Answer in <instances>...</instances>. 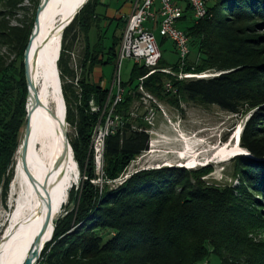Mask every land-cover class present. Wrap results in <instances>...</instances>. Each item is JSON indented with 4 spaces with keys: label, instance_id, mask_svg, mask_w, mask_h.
Segmentation results:
<instances>
[{
    "label": "trees",
    "instance_id": "1",
    "mask_svg": "<svg viewBox=\"0 0 264 264\" xmlns=\"http://www.w3.org/2000/svg\"><path fill=\"white\" fill-rule=\"evenodd\" d=\"M24 0H0V197L6 199L12 180L11 167L26 125L27 86L23 67L34 18L21 27L9 19ZM38 6L40 0H30ZM98 0H90L65 31L58 60L62 81L76 79L69 68L67 39L83 35L85 41L78 81L80 93L64 84L67 122L76 127L70 139L74 159L86 178L70 191L69 207L59 219L52 242L39 264H206L211 256L220 264H264V215L258 213L264 197V0H210L208 16L187 29L190 55L183 69L170 65L162 56L161 70L144 79V89L154 96L185 97L191 102L217 106L231 114L255 111L248 121L241 147L255 159L237 157L234 161L241 186L237 189L209 185L203 178L209 168L187 171L161 169L138 172L117 187L93 183L98 180L90 152L91 136L100 113L91 112L90 103L103 107L109 90L92 80L96 67L111 66L117 57L119 38L110 47L101 41L92 44L89 32L94 26ZM191 15L186 9L182 21ZM181 21V22H182ZM76 27L79 32L76 33ZM165 41V40H164ZM211 78H186L178 75ZM148 70L135 65L130 80L123 83L125 97L117 111L124 118L121 134L106 140L104 172L107 182L121 174L141 154L148 151L149 135L134 130L130 109L139 97L140 79ZM170 82L176 94L168 93ZM76 102L75 112L72 103Z\"/></svg>",
    "mask_w": 264,
    "mask_h": 264
},
{
    "label": "rangeland",
    "instance_id": "2",
    "mask_svg": "<svg viewBox=\"0 0 264 264\" xmlns=\"http://www.w3.org/2000/svg\"><path fill=\"white\" fill-rule=\"evenodd\" d=\"M119 4H131V0H116ZM37 5L30 0H24L23 3L16 9L15 14L9 19L10 26L21 27L22 23L30 22L36 14ZM3 11V7H0V12ZM194 20L192 16H189L186 20L182 21L178 28L183 31H187L188 28L193 27ZM76 33L79 32L78 27L75 28ZM158 42L161 46V51L163 58L170 65H174L178 62V55L174 49V44L170 40H166L163 43L162 37L159 31L154 32ZM260 34L264 36V27L260 31ZM69 56V68L76 73V79L72 80L66 79L61 80V86L63 91L64 84H72L74 90L77 94L80 93L78 87V81L82 79V70L80 68L81 62L83 60L85 41L83 35H80L77 39H74L73 34L69 35L67 39ZM191 63H198V54L193 52L190 55ZM132 68V62L125 61L122 70L123 81H128L130 78ZM114 70L112 67H107L105 69V79L106 86L111 87L113 82ZM206 78H211L216 76L214 73H206ZM191 76V75H189ZM197 77V76H193ZM203 78V77H198ZM144 92L139 93V97L134 96L132 106L130 109V116L134 127L145 128L143 117L149 108H153L155 113L154 125L149 126V148L148 151L141 154L136 160H134L129 167L121 174L120 178L114 182H107L104 178V166L102 174L97 175L98 180L94 181L96 185L103 187L108 184L112 187H117L122 185L126 180L131 178L138 172L148 171V170H161V169H185L187 171L198 170L203 168H209L210 174L203 178L209 185L218 187H230L232 189L240 188L241 177L236 176L235 172V159L237 157H246L250 159H255L250 155H239L235 156L229 161L219 162L215 160L214 156L218 152L219 148H224L229 146L232 148L234 145V135L241 128L240 136V146L241 137L243 131L250 120V117L255 111L242 112L240 114H231L226 111L221 110L217 106H207L200 102L188 101L185 97L181 96L179 99L174 98L172 95L169 96H154L148 93L144 87ZM149 98V99H148ZM65 101V99H64ZM66 105V115H67V104ZM96 105V104H95ZM98 106V105H97ZM76 102L72 103V110L75 112ZM90 108L92 105L90 103ZM24 127L21 131V137L23 134ZM76 127L68 123V133L69 139H74L77 136ZM184 139V140H183ZM188 139V140H187ZM188 144H187V143ZM155 145L157 152L151 154L152 146ZM191 147V149L189 147ZM193 147V149H192ZM190 149L199 153L198 166L190 169L179 160L178 153ZM242 148V147H241ZM250 154V153H249ZM17 153L15 155L16 159ZM15 159L14 165L11 167V173L13 175L12 180L9 184L6 199H3V192L0 197V237L3 228L8 220V215L11 212L12 206V193H11V183L14 178L15 170ZM264 161V160H263ZM217 163V164H216ZM167 165V166H165ZM170 165V166H169ZM79 169V167H78ZM80 178L75 183L73 187L77 188L80 186L81 181L86 178L81 174L79 169ZM72 187V188H73ZM254 199L258 200V213L264 215V197L262 194H253ZM70 201V200H69ZM70 207V202L61 209L60 219L66 214L67 209ZM264 235V232H263ZM206 264H220L219 260L211 256Z\"/></svg>",
    "mask_w": 264,
    "mask_h": 264
},
{
    "label": "bare ground",
    "instance_id": "3",
    "mask_svg": "<svg viewBox=\"0 0 264 264\" xmlns=\"http://www.w3.org/2000/svg\"><path fill=\"white\" fill-rule=\"evenodd\" d=\"M80 1L50 0L42 22V33L36 40L35 47L38 48L46 37L57 29L62 21L71 15ZM50 38L48 46L45 47L41 54L40 69L36 78L41 98L48 105V108L53 113L60 114L61 119L64 121V108L60 96V82L57 78L56 69L58 66L57 59L60 58L62 48L60 46L61 37L56 34L50 36ZM161 59L158 58L156 60V67H159ZM197 77L206 78L207 75ZM189 78H193V76H189ZM36 115L37 125L31 139L29 164L35 176L44 179L62 151L61 137L59 134L60 124L42 108L37 110ZM240 136L241 128L234 135L233 147L229 148V146H225L224 148H219L214 159L219 160V162H225L235 156L250 155L246 149L241 148ZM189 148L191 149V147ZM154 149L155 145L153 144L152 151L149 153H156L157 151ZM190 149L186 148V150L179 152L178 158L184 165L193 169L199 165L198 158L200 155L195 152L196 150L190 151ZM14 170L15 174L11 183L13 197L11 212L8 215L7 223L0 237V241L3 237H8L9 242L0 248V264L27 263L28 256L35 247L49 211L47 201L51 198L52 219L59 218L61 209L70 202V191L72 187L80 178L78 164L72 154L69 159L65 160L61 169L51 177L47 191L39 188V192H37L32 184L29 183L27 176L22 171L18 156L15 159ZM52 233L53 225L51 223L44 239H49Z\"/></svg>",
    "mask_w": 264,
    "mask_h": 264
},
{
    "label": "built area",
    "instance_id": "4",
    "mask_svg": "<svg viewBox=\"0 0 264 264\" xmlns=\"http://www.w3.org/2000/svg\"><path fill=\"white\" fill-rule=\"evenodd\" d=\"M209 1L137 0L132 6L131 15L123 30L113 82L107 100L103 107L91 102V112L101 114L93 129L90 144V152L94 158L97 175L102 174L103 171L106 140L111 136L121 134L124 128V118L117 111L125 97L122 80L123 63L132 61L148 70L147 76L140 79V92H144L142 83L148 76L156 72L174 75L170 70H161L156 67V60L163 56L160 43L154 34V31H159L163 40H170L174 44L179 58V68L183 69L190 55V37L186 31L178 28V25L185 17L187 8L190 9L195 25L204 20L208 16ZM177 77L182 80L189 78V75L180 73ZM165 89L168 93L176 94V90L170 82L165 84ZM154 120V110L148 108L143 117L146 127H134V130L149 135L148 127L154 125Z\"/></svg>",
    "mask_w": 264,
    "mask_h": 264
},
{
    "label": "water",
    "instance_id": "5",
    "mask_svg": "<svg viewBox=\"0 0 264 264\" xmlns=\"http://www.w3.org/2000/svg\"><path fill=\"white\" fill-rule=\"evenodd\" d=\"M89 2L90 0H81L74 9V11L71 13V15L67 17L64 21H62L58 25L57 29H55L50 35H48L46 39L43 41V43L40 44L39 47L37 48L35 47V42L41 36L42 27H43L42 22L45 17L46 9L50 3V0H40L36 9L33 28L31 30V34L26 49L24 51L23 67H24V74H25V80L27 86V104H26L27 117H26V125L23 130L21 143L17 152V156L19 158V163L21 165L24 175L27 176L29 183L32 184V186L35 188L37 192H39L38 191L39 188L44 191H47V186L49 184L51 177L61 169L65 160L69 159L71 154L74 158L73 149L69 139L68 122L66 119V105L64 101L58 66L56 69H57V78L60 82V90H61L60 96L64 108V115H63L64 121L61 119L60 114L53 113V111L48 108V105L44 102V100L41 98L40 95V90L36 76L40 69L41 54L45 49V47L48 46L51 39L50 36L58 34L61 37L60 46H62V38L65 31L75 21L77 16L81 13V11ZM58 60L59 58L57 59V61ZM194 78H198V77H194ZM39 108L46 110L54 118V120L60 124L59 134L61 137V144H62V151L60 156L58 157V159H56L52 168L45 175L44 179L36 177L35 173L33 172L29 164V149H30L32 135L37 125L36 113ZM77 203H78V197L76 195L73 201L71 202L70 207L75 208L77 206ZM47 205L49 211L46 215L45 223L40 231L34 249L30 252L28 256L26 264H39L40 261L42 260L43 252L54 238V232L60 217L56 219H52L51 198H49V200L47 201ZM51 223L53 225V233L49 239L45 240L44 239L45 234ZM7 242H9V238L3 237V239L0 241V248Z\"/></svg>",
    "mask_w": 264,
    "mask_h": 264
},
{
    "label": "crops",
    "instance_id": "6",
    "mask_svg": "<svg viewBox=\"0 0 264 264\" xmlns=\"http://www.w3.org/2000/svg\"><path fill=\"white\" fill-rule=\"evenodd\" d=\"M136 1L137 0H131L130 5L128 4L121 5L119 4V1L117 3L116 0H98L97 6L95 9L96 16L94 19L95 20L94 26L89 32L90 42L94 45L98 41H101L104 44V47L108 48L112 45L114 37L119 38V44L117 48V57H118L123 30L125 28L128 18L131 15L132 6L134 5ZM161 42L163 43L164 40L162 39ZM117 57L113 65L105 66V67H96L94 69V72L92 74V80L94 83L99 84L101 88H104L107 90L111 89V87L108 88L106 86V82L104 81L105 69L107 67H112L115 72V65H116ZM135 65L136 64L132 62L131 73ZM122 70H123V66H122ZM131 73H130V77H131ZM128 81H125V82L123 81V83H126Z\"/></svg>",
    "mask_w": 264,
    "mask_h": 264
}]
</instances>
